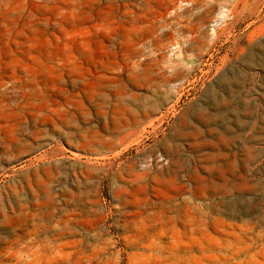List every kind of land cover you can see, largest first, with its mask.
<instances>
[{
    "label": "rangeland",
    "instance_id": "374dc122",
    "mask_svg": "<svg viewBox=\"0 0 264 264\" xmlns=\"http://www.w3.org/2000/svg\"><path fill=\"white\" fill-rule=\"evenodd\" d=\"M0 264H264V0H0Z\"/></svg>",
    "mask_w": 264,
    "mask_h": 264
},
{
    "label": "built area",
    "instance_id": "2783aa9c",
    "mask_svg": "<svg viewBox=\"0 0 264 264\" xmlns=\"http://www.w3.org/2000/svg\"><path fill=\"white\" fill-rule=\"evenodd\" d=\"M172 110L168 111L165 116H167L168 114H171ZM164 113H162L161 115H163ZM167 163V160L165 158L164 155H162L161 153H155L153 155H148L145 156L144 158H142L140 160V167L142 169H148L151 167H159V166H163Z\"/></svg>",
    "mask_w": 264,
    "mask_h": 264
},
{
    "label": "crops",
    "instance_id": "0c3cea01",
    "mask_svg": "<svg viewBox=\"0 0 264 264\" xmlns=\"http://www.w3.org/2000/svg\"><path fill=\"white\" fill-rule=\"evenodd\" d=\"M161 151L166 155V157H171V153L166 150V143L164 142V139H162L159 143Z\"/></svg>",
    "mask_w": 264,
    "mask_h": 264
}]
</instances>
